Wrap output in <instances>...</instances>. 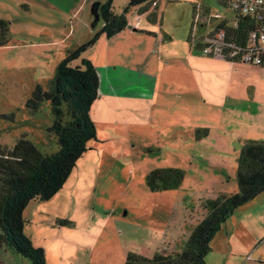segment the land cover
<instances>
[{
	"label": "rangeland",
	"instance_id": "374dc122",
	"mask_svg": "<svg viewBox=\"0 0 264 264\" xmlns=\"http://www.w3.org/2000/svg\"><path fill=\"white\" fill-rule=\"evenodd\" d=\"M6 1H0V19L9 26L8 41L0 46V146L11 148L19 138H25L42 154H51L58 150L57 137L49 130L53 123L51 102L44 100L32 112L27 101L37 85L44 90L53 86L56 65L67 55L64 48L74 43L77 32L54 43L48 35L40 34L44 27L32 20L36 11L27 13L17 1ZM96 1L107 0H87L74 19L79 27L93 31L90 39L103 23L100 18L92 25L91 9ZM127 2L113 0V10L120 13ZM196 4L225 12L218 0H157L156 18L150 20L148 12L132 7L126 18L128 24L130 20L139 22L140 29L133 31L139 40L125 39V44L135 59L163 56L164 46L180 57L188 52L206 57L205 62L192 64L194 73H198L196 68L204 71L200 78L203 87L193 92L195 98L197 95L210 105L203 116L217 113L224 119L225 130L216 129L217 124L210 127V136L204 128L170 130L166 119L160 128L152 129L148 119L144 124L132 121L117 126L121 134L115 130L109 142L90 140L62 188L47 200L29 201L23 211L24 232L34 246L43 248L47 264H124L129 252L148 259L156 254L175 255L205 216L206 201L219 191L231 194L238 190L241 149L250 137H264L260 129L264 124V70H234L228 61L210 60L192 46L189 35ZM54 35V40L61 38ZM162 36L168 37L161 45ZM107 39L101 34L82 56L101 61ZM217 105L220 108H215ZM195 111L202 114L199 108ZM202 137L206 138L203 142L196 141ZM170 167L183 171L181 184L151 190L147 174ZM182 231L190 233L177 247L174 237ZM253 260L252 264L264 261V192L235 208L205 256L206 264H249ZM0 264L31 262L1 246Z\"/></svg>",
	"mask_w": 264,
	"mask_h": 264
},
{
	"label": "trees",
	"instance_id": "16d2710c",
	"mask_svg": "<svg viewBox=\"0 0 264 264\" xmlns=\"http://www.w3.org/2000/svg\"><path fill=\"white\" fill-rule=\"evenodd\" d=\"M112 2L92 4V13L98 16L94 17L92 25L102 18L100 31L67 51L56 65L53 86L44 90L37 85L27 101L32 112L44 100L51 102L53 123L49 130L57 137L58 150L42 154L25 138H19L11 148L0 146V247L6 246L21 254L31 264L47 262L43 248L34 246L24 232L25 207L31 200L44 201L59 191L77 160L88 149V142L97 139L90 108L98 96L99 77L92 62L82 54L101 34L110 38L125 29L128 25L126 13L132 7L137 6L141 13L148 12L150 20L156 18L157 0H128L120 13L113 10ZM199 6L203 17L210 9ZM8 27V23L0 19V46L8 41ZM189 40L200 50L199 44H193L191 33ZM183 177L179 168H156L147 174L146 183L151 190L169 189L178 187ZM236 180L238 190L235 193H220L206 201L205 216L194 225L180 252L156 254L151 259L129 252L124 264H206L210 242L222 223L239 205L264 192V141L244 143L237 161Z\"/></svg>",
	"mask_w": 264,
	"mask_h": 264
},
{
	"label": "crops",
	"instance_id": "0c3cea01",
	"mask_svg": "<svg viewBox=\"0 0 264 264\" xmlns=\"http://www.w3.org/2000/svg\"><path fill=\"white\" fill-rule=\"evenodd\" d=\"M16 1L27 13L36 11L35 18H32V20L37 25L44 27L41 29L40 34L48 35L54 43H61L66 40L70 32H77L74 43L64 48L66 54L67 51L80 45L82 41L86 42L90 39L93 33L86 27H79L78 24L74 23L75 16L86 7L87 0L84 3L83 0ZM4 2L7 1L4 0ZM129 26H132L129 30L123 29L107 39V47L100 55L102 57L101 61L99 57H85L92 62L99 77L98 96L90 108V116L96 126L97 141L101 143L109 142L115 130L117 135L121 134V131H117V126L122 128V125L125 126V124L132 121L144 124L148 119H150L152 129L160 128L159 126H162L164 119H166L171 124H168L169 127H165L170 130L175 128L176 130L193 132L204 128L208 130V136H210V127L215 124H217L216 129L225 130L224 119L219 118L217 113L211 116L205 113L203 116L205 111L209 112L210 105H208L207 100H203L197 95L195 98L193 92V90L203 87V85H200V78L204 71H201L202 68L195 67L198 73H194L192 64L203 63L206 57H200L191 52L186 53L184 57H180L172 54L168 50L169 48L164 46L163 56L161 53L155 57L152 54V57L141 58L139 56L135 59L132 56L134 52H130L129 46L125 44V39L138 41V35L133 31L140 29V24L130 20L127 28ZM149 32L152 34L151 31ZM53 33L54 36H61V38L54 40L52 38ZM167 37H160L161 45L167 42L165 39ZM151 52L153 53L154 50H151ZM209 57L210 60L217 58L207 56V58ZM231 64H233L234 70H238L240 67H243L246 71L255 68L264 70V67L243 63ZM196 108H199L202 114L195 111ZM215 108L220 107L217 105ZM193 118L195 120H192ZM151 121L158 127L152 125ZM260 127L264 130V124ZM180 138L183 139V135H180ZM205 139V137L196 138V141L203 142ZM248 140L264 141V137H250ZM220 193L222 192L219 191L218 194ZM189 233V231H182L175 235L174 240L179 243L177 247L183 245ZM224 261L228 262V257ZM253 262L254 260L250 261L249 264ZM261 262L264 264V261Z\"/></svg>",
	"mask_w": 264,
	"mask_h": 264
},
{
	"label": "built area",
	"instance_id": "2783aa9c",
	"mask_svg": "<svg viewBox=\"0 0 264 264\" xmlns=\"http://www.w3.org/2000/svg\"><path fill=\"white\" fill-rule=\"evenodd\" d=\"M225 12L201 17L196 5L192 41L203 55L264 67V0H220Z\"/></svg>",
	"mask_w": 264,
	"mask_h": 264
},
{
	"label": "water",
	"instance_id": "95a60500",
	"mask_svg": "<svg viewBox=\"0 0 264 264\" xmlns=\"http://www.w3.org/2000/svg\"><path fill=\"white\" fill-rule=\"evenodd\" d=\"M93 15H94L95 19L98 17L96 13H94Z\"/></svg>",
	"mask_w": 264,
	"mask_h": 264
}]
</instances>
